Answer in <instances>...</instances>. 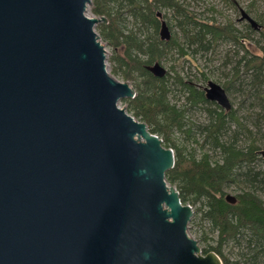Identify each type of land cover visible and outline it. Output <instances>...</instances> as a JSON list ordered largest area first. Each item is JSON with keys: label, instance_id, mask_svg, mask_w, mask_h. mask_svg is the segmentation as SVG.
Returning a JSON list of instances; mask_svg holds the SVG:
<instances>
[{"label": "water", "instance_id": "water-1", "mask_svg": "<svg viewBox=\"0 0 264 264\" xmlns=\"http://www.w3.org/2000/svg\"><path fill=\"white\" fill-rule=\"evenodd\" d=\"M91 3L0 0V264H223L188 233L173 148L119 104L135 88L109 71ZM204 91L231 109L221 84Z\"/></svg>", "mask_w": 264, "mask_h": 264}, {"label": "trees", "instance_id": "trees-1", "mask_svg": "<svg viewBox=\"0 0 264 264\" xmlns=\"http://www.w3.org/2000/svg\"><path fill=\"white\" fill-rule=\"evenodd\" d=\"M159 8L170 9L180 17L178 23L182 26L188 42L197 46L194 51L207 50L222 38L230 39L241 46L244 50L241 56L245 60L244 71L250 72L254 87L263 94L258 95L262 100L264 27L260 30V36L255 38L252 34L253 26L249 22L246 23V30H241L231 19H226L225 23L217 22L215 17L208 21L200 20L179 0H92L91 3L92 13L106 18L100 21L98 28L102 39L112 46L111 72L131 81L135 88L133 97L122 100L127 102L129 111L135 118L145 121L149 129L165 141L164 145L174 150L175 164L166 172L167 181L177 187L184 203L198 204L197 209L202 211V215L209 219L218 231L216 242L203 246V252L216 251L223 264H242L239 259L224 252V245L230 239H239L247 228L250 231L248 242L252 243L254 239L259 248L253 257L264 253V199L248 189L238 192L236 202L230 203L225 198L224 187L238 178L250 182L254 187L264 184V168H257L255 165L260 157L259 145L251 136L252 131L236 114V108L224 111L207 99L203 90L184 81L174 65L170 66L173 74L167 70L164 76H156L149 71L147 65L155 61L162 62L172 47H177L182 54L187 53L176 35L172 34L168 40L161 39V19L157 15ZM124 9L136 22L135 28L127 32L121 25ZM212 11L217 10L212 7ZM165 17L172 29L171 16L165 12ZM149 25L153 31L141 36V28ZM247 39L255 40L260 49L259 53H253L245 46L244 40ZM118 48H122L123 53L118 52ZM239 76L240 72L236 67V71L224 82V86L228 88ZM175 83L188 90L187 103L181 107L172 103L168 97ZM201 102L215 104L213 107H207L211 121L205 125V129L206 138H210L221 150L219 160H213L208 152H203L197 157L193 151H187L184 145H178L173 137V130H183L187 123L188 133L191 132L194 122L188 118L187 111ZM260 102L263 103L261 100ZM228 120L235 121L239 128L251 136L246 148L238 147L232 140L222 139Z\"/></svg>", "mask_w": 264, "mask_h": 264}, {"label": "rangeland", "instance_id": "rangeland-1", "mask_svg": "<svg viewBox=\"0 0 264 264\" xmlns=\"http://www.w3.org/2000/svg\"><path fill=\"white\" fill-rule=\"evenodd\" d=\"M184 6L193 11L195 17L200 20H211V17H215L217 22L225 23L226 19L234 21L236 26L241 30H246V19H240L241 8L245 9L250 15L255 18L260 27H253L252 34L255 38L259 37L260 30L264 27V0H179ZM212 7L217 11H212ZM162 17L165 19V12L171 16L173 27L171 35H176L179 42L185 47L187 53L182 54L177 47H172L169 54L162 60V65L173 74V70L170 69L171 65H174L175 70L183 77L184 81L188 84L195 86L197 89L203 90L207 85L208 80L211 79L221 84L224 88V82L231 78L233 73L238 67L240 76L234 80L228 88H226L228 97L231 101V109L236 108V114L240 117L243 123L252 131L251 136L256 139V143L259 145V150L264 149V98L260 99L258 96L259 90L254 87V82L250 72H245V60L242 59L244 50L236 44L234 41L226 38L220 39L211 48L196 49V44H190L187 37L184 35L182 26L178 23L179 16L175 15L172 10L159 8ZM89 14H93L91 11V4L88 9ZM97 16V15H96ZM123 20L121 25L123 30L127 32L131 28H135V20L124 9ZM99 17V16H98ZM101 21V20H100ZM95 25L96 31L99 33L98 24ZM169 25V24H168ZM153 31L152 26L142 27L141 36H145L147 33ZM100 34V33H99ZM101 36V35H100ZM107 50V64L108 69L111 72L110 57L113 53L112 46L102 39ZM245 46L253 53H259L260 49L254 39L244 40ZM123 53L122 48L117 50ZM112 73V72H111ZM116 78L125 80L120 74H114ZM133 86V83L129 81ZM205 93V91H204ZM188 90L180 84H173L172 90L169 92V100L181 107L187 103L186 95ZM260 100L263 102L261 103ZM215 104L219 105L216 101ZM119 104L126 107L129 111L127 102L120 100ZM215 104L199 103L196 106H192L187 111V116L194 122L191 128V132L188 133L189 124L184 126L183 130L175 128L173 130V137L180 146H185L187 151H193L194 154L199 157L203 152H208L213 160L221 159V150L214 145L210 138H206L207 131L205 125L211 121V115L207 110V107H213ZM224 111L227 110L219 105ZM229 111V110H228ZM132 114V113H131ZM251 136L247 131L242 130L237 126V123L233 120H228L226 123V129L223 130L222 139L232 140L238 147L246 148L251 140ZM165 142V141H163ZM172 148V147H171ZM259 158L256 160L257 168H264V159L259 154ZM226 193L236 195L242 190H253L257 195L264 199V184L258 186H252L250 182L238 178L236 181H232L224 187ZM200 205V204H199ZM197 205H192L193 215L188 223V233L197 239L201 248L207 243H215L218 237V231L213 226L211 221L202 215V211L197 209ZM250 238L249 229L245 228L244 233L239 236V239H230L224 245V252L232 258L239 259L242 264H264V253H260L254 256V253L258 248V245L253 239L252 243L248 242Z\"/></svg>", "mask_w": 264, "mask_h": 264}]
</instances>
